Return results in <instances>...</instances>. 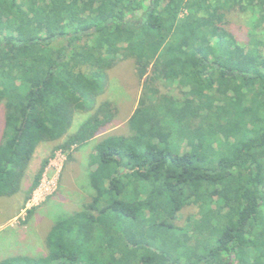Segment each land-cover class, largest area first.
Wrapping results in <instances>:
<instances>
[{
    "label": "trees",
    "instance_id": "trees-1",
    "mask_svg": "<svg viewBox=\"0 0 264 264\" xmlns=\"http://www.w3.org/2000/svg\"><path fill=\"white\" fill-rule=\"evenodd\" d=\"M234 8L264 32V0H0V196L39 143L78 147L112 121L97 98L119 61L144 78L128 133L87 157L90 199L54 221L46 253L0 264H264V37L238 42Z\"/></svg>",
    "mask_w": 264,
    "mask_h": 264
},
{
    "label": "rangeland",
    "instance_id": "rangeland-1",
    "mask_svg": "<svg viewBox=\"0 0 264 264\" xmlns=\"http://www.w3.org/2000/svg\"><path fill=\"white\" fill-rule=\"evenodd\" d=\"M226 28L240 43H245L254 32L261 37L263 26L256 27L250 12L234 8L226 13ZM261 32V33H260ZM150 74L148 70L147 76ZM144 78L135 74L132 59L119 61L108 71L104 92L97 104L110 102L115 111L112 121L103 130L81 146L63 150L59 145L66 135L37 145L28 163L17 192L0 196V259L11 255L40 256L46 253V235L54 221L62 215L79 209L90 199L86 169L87 157L94 144L108 134H127V119L137 106L143 89ZM156 85V83H154ZM161 92L181 96L171 84L157 83ZM88 113L75 111L68 133L74 132ZM3 129V108L0 105V137ZM185 149L180 143L178 151ZM47 164L41 172L38 184L31 189L35 175L43 160ZM196 207H183L175 219L176 226H183L188 217H194Z\"/></svg>",
    "mask_w": 264,
    "mask_h": 264
}]
</instances>
